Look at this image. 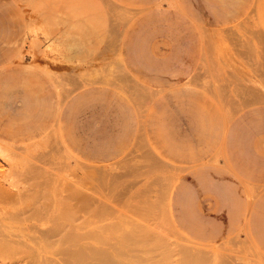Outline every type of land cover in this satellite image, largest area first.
<instances>
[{"label": "rangeland", "instance_id": "374dc122", "mask_svg": "<svg viewBox=\"0 0 264 264\" xmlns=\"http://www.w3.org/2000/svg\"><path fill=\"white\" fill-rule=\"evenodd\" d=\"M138 30L155 57L184 42L187 72L175 61L174 79L143 81L125 54ZM0 59V221L24 239L0 264H264L246 221L215 238L205 224L190 232L173 206L189 172L227 155L243 166L239 195L264 197V115L228 143L244 102H264V0H0ZM126 84L149 89L132 95L112 156L79 155L89 147L61 119L64 102Z\"/></svg>", "mask_w": 264, "mask_h": 264}, {"label": "crops", "instance_id": "0c3cea01", "mask_svg": "<svg viewBox=\"0 0 264 264\" xmlns=\"http://www.w3.org/2000/svg\"><path fill=\"white\" fill-rule=\"evenodd\" d=\"M154 12L148 10L146 13ZM141 24L142 21L135 28H139ZM138 31L130 33L131 40L126 41L125 54L127 64L139 73L143 81L149 83L150 79L156 81L174 79L171 76L173 70L170 65L175 61L176 68L185 73L187 67L180 59L185 46L184 42L172 38L176 43L172 44L171 53L166 58L160 55L155 57L148 49V39L144 40V36L139 35L140 30ZM182 79L179 78L177 81ZM153 85L156 88L160 86ZM148 89V86L134 88L126 84L121 91H116V87H98L71 94L64 102L60 113L61 119L66 120L71 127V135L79 147L82 145L85 147V144L89 147L86 150H79V155L112 156L108 153L110 150L107 143L116 134V126L127 125L126 120L133 118L132 95L140 94L143 98L148 93ZM48 100L50 98L46 95V101ZM259 100H261L260 97L252 95L241 106V109L246 110L232 122L231 133L228 136L229 144L245 139L244 123L254 122L264 115V106H261L264 102ZM227 159L231 164L222 167L202 164L180 181L173 195L175 219L190 232H199V226L205 224L207 233L215 238L225 231L233 232L239 223L246 221L255 247L264 250V210L261 208L264 205V197L251 200L239 195L240 187L236 180L238 176L235 177L234 174L243 173V166L237 164L235 157L227 155ZM207 205L210 208H206Z\"/></svg>", "mask_w": 264, "mask_h": 264}, {"label": "bare ground", "instance_id": "6f19581e", "mask_svg": "<svg viewBox=\"0 0 264 264\" xmlns=\"http://www.w3.org/2000/svg\"><path fill=\"white\" fill-rule=\"evenodd\" d=\"M66 153H67V152H66ZM67 155H68V154H67ZM69 156H70V155H69ZM67 157H68V156H67ZM70 159H71V158H70ZM88 185H89V184H88ZM2 190H4V189H2ZM7 192H8V191H7ZM4 193H5V192H4ZM21 209H22V208H21ZM10 211H11V210H10ZM3 214H4V213H3ZM14 214H15V213H14ZM14 214H13L12 216H14ZM16 215H18V214H16ZM15 217H16V216H15ZM9 218H10V217H9ZM12 218H13V217H12ZM5 219H6V218H5ZM46 221H47V220H46ZM44 222H45V221H44ZM53 223H54V222H53ZM64 224H65V223H64ZM6 226H7V225H6ZM32 226H33V225H32ZM35 226H36V225H35ZM41 226H42V225H41ZM43 226H44V225H43ZM33 227H34V226H33ZM38 228H39V227H38ZM41 228H42V227H41ZM36 229H37V227H36ZM50 229H52V228H50ZM50 229H49V230H50ZM56 229H58V228H56ZM49 230H48V231H49ZM35 231L38 232V230H35ZM35 231H34V233H35ZM41 231H42V230H41ZM41 231H40V232H41ZM43 231H44V230H43ZM46 231H47V230H46ZM48 231H47V233L45 232V233L47 234V236L50 235V234H48ZM56 231H57V230H56ZM51 232H52V230H51ZM64 232H65V231H64ZM64 232H63V233H64ZM8 233H9V231H7V229L5 228L4 223L2 224L1 221H0V256H1V254H2V253H1V250H3L4 248H6V247H5L6 244H7V245H10V243L16 242V239H18L19 236L22 237V235H20V234H17V235H16V234H13L14 236H18V238H13L14 240H13L12 238H9V239H8L7 237H8V236L10 237V235H9ZM49 233H50V232H49ZM54 233H57V232L54 231ZM58 233H59V232H58ZM58 233H57V234H58ZM10 234H11V233H10ZM52 234H53V233H52ZM57 234H56V236H57ZM11 235H12V234H11ZM38 235H39V234H38ZM58 235H59V234H58ZM61 235H62V234H61ZM64 235H65V234H64ZM68 235H69V234H68ZM27 236H28V235H27ZM29 236H30V235H29ZM36 236H37V235H36ZM40 236H41V235H40ZM40 236H38V237H40ZM50 236H51V235H50ZM54 236H55V235H54ZM54 236H51V237L54 238ZM59 236H60V235H59ZM62 236H63V235H62ZM62 236H61V237H62ZM31 237H32V236H31ZM31 237H30V239H32V242H33V243H34V242L37 243V241H38L39 238L37 237V238H38V239H37V238L34 237V236H33L32 238H31ZM41 237H42V236H41ZM64 237H65V236H64ZM5 238H6L7 240H9V242H8V241H5ZM33 238H34V239L36 238V241L33 240ZM42 239H43V241H42ZM42 239H40L39 241H42V243L44 242V243H43V247H42L41 249L45 251V249L48 248V245H47V247L45 246V244H47L46 241H48V240H46V239H48V237H47V238H43V237H42ZM61 239H64V238H61ZM10 240H11V241H10ZM19 240H24V239H20V238H19ZM58 240H59V238H58ZM49 241H50V240H49ZM53 241H54V240L52 239V242H53ZM56 241H57V239H56ZM20 242H23V241H20ZM20 242H16V243H19V244L21 245ZM25 242H26V241H25ZM59 242H62V241H59ZM23 243H24V242H23ZM27 243H28V244H32V243H29V242H27ZM36 243H34L33 245L36 246V245H35ZM38 243H39V242H38ZM38 243H37V244H38ZM64 243H65V242H64ZM14 244H15V243H14ZM39 244H41V243H39ZM61 244H63V243H61ZM61 244H60V245H61ZM65 244H66V243H65ZM49 245H50V243H49ZM51 245H52V244H51ZM53 245H54V244H53ZM23 246H25V245H23ZM34 246H33V247H34ZM41 246H42V244H41ZM54 246H55V245H54ZM20 247H22V246H20ZM37 247H38V249L40 248L39 245H38ZM45 247H46V248H45ZM64 247H65V246H64ZM9 248H12V249H13V246H12V247H9ZM51 248H52V247H51ZM54 248H55V247H54ZM60 248H63V247H60ZM81 248H82V247H81ZM16 249H17V248H16ZM57 249H58V248H57ZM57 249H56V250H57ZM6 250H7V249H6ZM23 251H25V250H23ZM38 251H39V250H38ZM40 251H41V250H40ZM44 251H41V252H44ZM26 252H27V251H26ZM47 252H48V250H47ZM47 252H46V253H47ZM73 252H74V251H73ZM44 253H45V252H44ZM46 253H45V254H46ZM61 253H62V251H61ZM79 254H80V253H79ZM31 256H32V255H31ZM40 256H41V258H42V262L45 263V264H47V261H48V258H49V257L46 256V255H45L46 257H43L42 254H41ZM80 256H81V255H80ZM12 257H13V256H12ZM37 258H38V257H37ZM0 259H1V258H0ZM39 260H40V259H39ZM49 260H50V259H49ZM1 262H2V261H1ZM35 262H36V261H35ZM25 263H26V262H25ZM29 264H30V263H29Z\"/></svg>", "mask_w": 264, "mask_h": 264}]
</instances>
